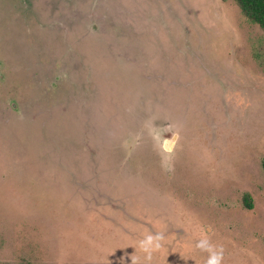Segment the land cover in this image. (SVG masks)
Listing matches in <instances>:
<instances>
[{
    "label": "rangeland",
    "instance_id": "374dc122",
    "mask_svg": "<svg viewBox=\"0 0 264 264\" xmlns=\"http://www.w3.org/2000/svg\"><path fill=\"white\" fill-rule=\"evenodd\" d=\"M263 159L235 0H0V264H264Z\"/></svg>",
    "mask_w": 264,
    "mask_h": 264
},
{
    "label": "clouds",
    "instance_id": "9594fccd",
    "mask_svg": "<svg viewBox=\"0 0 264 264\" xmlns=\"http://www.w3.org/2000/svg\"><path fill=\"white\" fill-rule=\"evenodd\" d=\"M211 226H209L205 231L210 232ZM165 235L163 231H158L156 233H148L143 239L138 242L140 250L144 253V264H151L153 259V253L160 250L163 247V242L165 241ZM195 247L201 251L208 253L207 260L205 264H223L224 261V246L213 245L207 236H203L198 239ZM123 260V257L120 258ZM131 264H138V258L131 254Z\"/></svg>",
    "mask_w": 264,
    "mask_h": 264
},
{
    "label": "trees",
    "instance_id": "16d2710c",
    "mask_svg": "<svg viewBox=\"0 0 264 264\" xmlns=\"http://www.w3.org/2000/svg\"><path fill=\"white\" fill-rule=\"evenodd\" d=\"M246 17L257 23L264 31V0H235ZM262 169L264 172V159L262 160ZM247 207H251L249 199H245Z\"/></svg>",
    "mask_w": 264,
    "mask_h": 264
}]
</instances>
